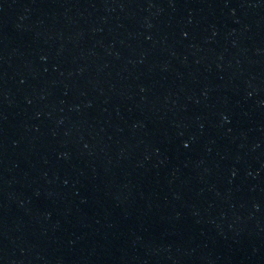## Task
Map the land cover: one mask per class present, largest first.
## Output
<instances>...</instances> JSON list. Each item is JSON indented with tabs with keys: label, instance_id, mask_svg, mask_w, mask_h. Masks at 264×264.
<instances>
[{
	"label": "water",
	"instance_id": "95a60500",
	"mask_svg": "<svg viewBox=\"0 0 264 264\" xmlns=\"http://www.w3.org/2000/svg\"><path fill=\"white\" fill-rule=\"evenodd\" d=\"M0 264H264V0H0Z\"/></svg>",
	"mask_w": 264,
	"mask_h": 264
}]
</instances>
